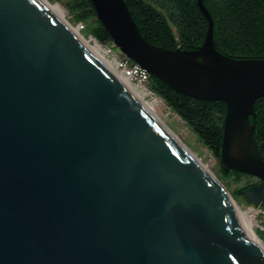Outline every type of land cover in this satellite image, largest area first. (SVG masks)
<instances>
[{
  "label": "water",
  "instance_id": "95a60500",
  "mask_svg": "<svg viewBox=\"0 0 264 264\" xmlns=\"http://www.w3.org/2000/svg\"><path fill=\"white\" fill-rule=\"evenodd\" d=\"M123 56L176 91L227 105L222 165L256 177L250 115L264 59L145 39L125 0H91ZM0 264H264L222 190L39 0H0Z\"/></svg>",
  "mask_w": 264,
  "mask_h": 264
},
{
  "label": "trees",
  "instance_id": "16d2710c",
  "mask_svg": "<svg viewBox=\"0 0 264 264\" xmlns=\"http://www.w3.org/2000/svg\"><path fill=\"white\" fill-rule=\"evenodd\" d=\"M125 1L150 43L171 50H197L204 44L208 21L197 0ZM204 3L215 22L214 40L220 52L234 58L264 59V0H204ZM69 7L77 21L85 24L100 43L111 40L91 0H70ZM150 84L221 160L226 103L180 93L156 76L151 77ZM255 107L256 112L249 119L255 125L254 137L264 158V97L256 101ZM223 172L237 180L250 177L235 170L223 168ZM256 184L239 189L238 194L243 195L245 188Z\"/></svg>",
  "mask_w": 264,
  "mask_h": 264
},
{
  "label": "rangeland",
  "instance_id": "374dc122",
  "mask_svg": "<svg viewBox=\"0 0 264 264\" xmlns=\"http://www.w3.org/2000/svg\"><path fill=\"white\" fill-rule=\"evenodd\" d=\"M56 4L70 20V22L80 29L78 26L75 13L69 7L70 0H51ZM81 30V29H80ZM87 38H93L94 41L100 43L87 29L81 30ZM106 50L104 44L100 43ZM109 58V57H108ZM149 99H153L148 95ZM159 100L156 103V112L161 120L171 128V130L180 138V140L188 147V149L199 158L204 165L208 167L210 172L216 178L219 185L223 190L231 197L234 204L242 211H250L251 225L256 236L264 243V207H253L248 199L244 195H239L238 190L247 186L259 183L260 180L256 177H243L237 180L235 177H228L223 172L221 160H219L209 147L200 139V137L191 129V127L184 121L161 97H157Z\"/></svg>",
  "mask_w": 264,
  "mask_h": 264
},
{
  "label": "bare ground",
  "instance_id": "6f19581e",
  "mask_svg": "<svg viewBox=\"0 0 264 264\" xmlns=\"http://www.w3.org/2000/svg\"><path fill=\"white\" fill-rule=\"evenodd\" d=\"M50 13L59 20L73 35L74 37L88 50L93 56H95L100 62H102L108 70L129 90V92L134 96V98L139 102V104L154 118L158 125L164 130V132L173 140V142L222 190L225 200L228 204L235 210L238 214L239 219L243 227L249 232V234L254 238V240L260 245L264 251V243L259 240L251 225L250 208L248 211H242L236 204H234L231 197L223 190L219 185L216 178L210 172L208 167L202 163V161L197 158L188 147L180 140V138L167 126L159 117L156 112V103L158 98H153L152 100L148 98V94L140 90L137 86L132 84L127 78H125L116 68V65L112 60L108 58L107 50H105L100 43L94 41L93 38H87L85 34L81 32L79 28L74 26L70 20L65 16L63 11L54 4L51 0H39Z\"/></svg>",
  "mask_w": 264,
  "mask_h": 264
},
{
  "label": "built area",
  "instance_id": "2783aa9c",
  "mask_svg": "<svg viewBox=\"0 0 264 264\" xmlns=\"http://www.w3.org/2000/svg\"><path fill=\"white\" fill-rule=\"evenodd\" d=\"M78 26L81 30L86 26L83 23H79ZM110 60L114 62L117 70L127 78L132 84L137 86L140 90L145 91L149 96L153 98L159 97L154 89L151 87L152 75L143 68L140 64L132 61L126 56H123L116 44L110 40L104 44Z\"/></svg>",
  "mask_w": 264,
  "mask_h": 264
}]
</instances>
